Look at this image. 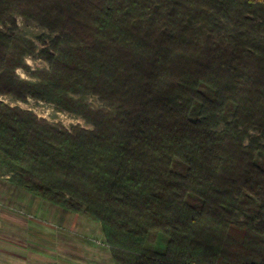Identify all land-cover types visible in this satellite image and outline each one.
I'll use <instances>...</instances> for the list:
<instances>
[{"label":"trees","instance_id":"trees-1","mask_svg":"<svg viewBox=\"0 0 264 264\" xmlns=\"http://www.w3.org/2000/svg\"><path fill=\"white\" fill-rule=\"evenodd\" d=\"M15 14L63 36L33 83L0 28V93L107 103L67 128L0 100L20 184L100 222L114 264H264V0H0V25Z\"/></svg>","mask_w":264,"mask_h":264},{"label":"rangeland","instance_id":"rangeland-1","mask_svg":"<svg viewBox=\"0 0 264 264\" xmlns=\"http://www.w3.org/2000/svg\"><path fill=\"white\" fill-rule=\"evenodd\" d=\"M14 17L15 23L7 21L0 28L4 32L11 29L18 32L29 41L30 47L14 51L15 60H20L15 73L27 82H43L50 70L46 53L54 52L52 45L56 37L63 36V31H51L22 14ZM0 100L67 128L74 125L92 128L85 111L107 106L98 94L85 90L69 93L62 104L32 95L20 100L11 93H0ZM199 109L200 103L195 102L191 116L197 117ZM255 155L256 162L264 167V152L257 151ZM173 168L179 172L186 170L178 158L173 160ZM187 201L196 208L202 205L195 194H189ZM0 219L10 221V225L0 224V264H114L100 222L32 194L1 161ZM166 241V236H160L159 246L164 247Z\"/></svg>","mask_w":264,"mask_h":264},{"label":"crops","instance_id":"crops-1","mask_svg":"<svg viewBox=\"0 0 264 264\" xmlns=\"http://www.w3.org/2000/svg\"><path fill=\"white\" fill-rule=\"evenodd\" d=\"M8 224V225H10V221L9 220H4V219H0V224ZM14 227V226H13Z\"/></svg>","mask_w":264,"mask_h":264}]
</instances>
